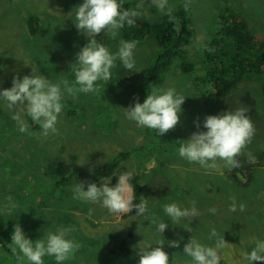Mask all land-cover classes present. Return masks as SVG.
<instances>
[{
	"label": "rangeland",
	"instance_id": "obj_1",
	"mask_svg": "<svg viewBox=\"0 0 264 264\" xmlns=\"http://www.w3.org/2000/svg\"><path fill=\"white\" fill-rule=\"evenodd\" d=\"M132 1L137 6L143 5L136 6L141 12L139 19L155 24L165 15L150 0ZM83 2L0 0V91L10 89L16 77L22 80L31 76L33 66L37 75L42 74L53 83L70 82L74 73L71 64L88 43V37L74 24L76 7ZM186 4L193 25L192 42L184 49L182 60H173L163 75V84L156 88L157 91L175 88L186 97L180 123L165 135L142 128L125 116L126 108L134 107L137 99L143 103L153 90L144 85V93L140 91L148 69L161 53L153 36L134 49V70L126 69L117 60L111 70L109 93L101 92L99 99L90 101L81 98L79 92L75 96L63 93L61 103L77 102L86 107L87 113L85 121L73 123L65 117L62 108L56 125L58 134L42 135L43 130L31 124L26 113L22 118L27 131L20 132L12 118L15 111L0 99V235L10 247L17 223L33 241L35 234L37 239H43L47 232L73 227L75 230L66 233V238L79 242L81 247L64 264H139L140 248L155 247L158 242L164 243L170 264L171 261L172 264H193L191 257L183 253L184 246L194 237L203 245L215 247L217 237L209 239L215 229L228 243L218 249L222 257L220 264H248L244 256L256 247L257 241H264V75L242 82L229 97L218 99L207 93L209 84L202 79L206 71L203 49L217 36L220 17L228 8L249 25L257 39H264V0H169L172 13ZM31 17H36L35 23L45 27V32H32ZM96 39L112 53L118 51L120 41L124 40L120 34L111 39L103 32ZM182 62L194 65L193 74L181 71ZM115 76L117 81L113 82ZM61 88L63 91L62 84ZM105 107L110 111L112 124H108L110 119H104ZM237 107L249 110L246 115L256 128L252 142L237 157L240 167L229 170L223 160L217 159L215 168H204L179 156L181 140H188L196 131H207L203 122L208 115L235 111ZM99 114L103 116V123L97 122ZM197 119L199 129L195 124ZM108 127L113 128L109 133L105 130ZM121 153L130 154L123 165L140 176L143 198L147 199L149 208L146 216L113 214L102 202L74 199L75 184L81 183L77 176L73 177L70 187L56 186L74 170L93 176L96 169ZM103 182L102 179L99 186ZM8 197L17 205L11 211L4 210ZM233 197L237 204L235 212L229 210ZM171 203L181 209L195 206L198 215L172 224L163 210L165 204ZM240 203L246 205L244 211L239 210ZM210 208L217 210L215 214ZM152 214L168 224L163 234L146 219ZM30 227L33 229L29 233ZM125 240L131 252L120 255L118 245ZM173 240L180 241L179 248L168 246ZM17 255H22L19 249L8 254L0 246V264H20ZM43 259L44 264H57L52 256ZM24 264H28L26 259Z\"/></svg>",
	"mask_w": 264,
	"mask_h": 264
},
{
	"label": "clouds",
	"instance_id": "obj_2",
	"mask_svg": "<svg viewBox=\"0 0 264 264\" xmlns=\"http://www.w3.org/2000/svg\"><path fill=\"white\" fill-rule=\"evenodd\" d=\"M150 2L158 12L172 17L173 9L169 7V0ZM141 7L142 4L137 6ZM140 15L141 12L137 9H124L121 0H84L77 6L74 24L88 37V43L76 54L75 62L71 64L75 83L70 84L68 80L53 83L46 76L37 75V69L33 66L31 76H25L22 80L16 77L10 89L0 91V99L6 101L7 107L15 111L12 118L17 122L19 131L22 133L27 131V125L22 118L26 113L43 130L42 135L47 136L50 132L58 134L56 125L63 108L61 100L64 92L75 96L78 92L98 91V81L108 82L112 79L111 70L116 67L117 60L126 69L134 70L136 41L121 40L118 51L112 53L104 43L96 39V36L103 32L107 37L116 39L119 30L125 24L129 27L134 26L135 18ZM176 28L179 30V24ZM185 99L186 97L177 93L175 88L161 89L148 94L143 103L137 99L134 107L130 105L124 108L125 116L138 126L154 130L163 136L180 123ZM248 111L246 108L237 107L235 111L228 110L219 115H208L203 122V127L207 131H196L188 140H181L183 142L179 146V156L189 162L199 163L204 168H215L217 159L223 160L229 170L240 167L237 157L252 142L256 132L253 120L246 115ZM195 124L199 129V119ZM250 162H254V158H250ZM132 175L131 172L118 175L115 187H109L111 179L108 177L102 178L103 186L87 183V190L85 182L75 184L73 198L84 202H102V206L113 214H127L135 209L138 216H146L149 213L147 199L142 196L140 203L133 202L134 189L130 184ZM8 201L9 203L4 205V210L11 211L17 207L11 197H8ZM232 201L229 210L235 212L237 204L234 197ZM245 208L246 205L239 204L240 211H244ZM163 210L171 218L172 224L198 215L195 206L191 209H181L176 203L165 204ZM91 211L90 209V214ZM209 211L215 214L217 210L210 208ZM146 219L157 225V232L160 234L168 228V224L155 214L147 216ZM74 230L73 227L60 228L55 233L47 232L43 239L33 241L17 223L12 234L11 250L16 253L19 249V253L22 254L17 255L20 264H24L25 259L28 264H44L45 256H52L57 264H64L65 261L74 258L81 247L79 242L66 238V233ZM213 237H217L215 247L203 245L192 237L184 246L183 253L191 257L193 264H220L222 257L218 249L226 247L228 243L215 229H212L209 239ZM163 245V242H158L155 247L146 249L139 247V264H170L169 254L164 251ZM168 246L179 248L180 241H169ZM244 259L248 264L264 262V241H257L256 247L246 254Z\"/></svg>",
	"mask_w": 264,
	"mask_h": 264
},
{
	"label": "trees",
	"instance_id": "obj_3",
	"mask_svg": "<svg viewBox=\"0 0 264 264\" xmlns=\"http://www.w3.org/2000/svg\"><path fill=\"white\" fill-rule=\"evenodd\" d=\"M124 9H136V4L132 0H121ZM227 12V13H226ZM223 15H221L217 36L210 40L203 49L204 56V69H206L204 76L202 77L204 83L209 84L206 87L208 94H213L218 99H224L229 97L230 94L235 92L239 85L244 81H252L260 74L264 75V39H257L252 33L249 25L233 13L229 12V8ZM31 17L29 24L32 26V32H45V27L35 23ZM179 24V30L176 25ZM35 26V27H34ZM192 20L191 15L186 10L185 5H181L178 12L172 13V17L164 15L159 23H150L146 20L135 18L134 26L129 27L127 24L119 30V34L126 41H136V46L141 45L147 38L153 36L161 48V53L157 57L156 61L148 69L146 81L140 90L144 93V85L152 90L157 91V87L163 84V75L169 70L173 60L180 59L184 53V49L192 42ZM213 49V51H208ZM184 74H193L195 67L193 64L182 62L179 66ZM124 75V73H121ZM70 84L75 83V74L72 73ZM208 79V80H207ZM117 81V77H113V82ZM199 83V82H198ZM110 83L104 81H98V91L90 93H80L81 98L87 100L99 99V93L108 92ZM78 87V86H77ZM203 87V86H202ZM205 88V87H204ZM147 89V88H146ZM148 91V90H147ZM151 92V93H152ZM262 92L264 94V84L262 86ZM149 93V94H151ZM93 94V95H91ZM145 96V95H144ZM91 97V98H90ZM65 117L73 122L79 123L86 119V107L81 106L79 103L67 100L62 103ZM103 108L104 119L108 118L110 121L108 124H112V117L110 111ZM100 115V114H99ZM98 115V116H99ZM102 115L97 122L102 121ZM29 121L34 124L36 128H40L36 125L29 116ZM100 129H104L99 127ZM110 127L105 130H109ZM130 154H119L118 158L111 160L100 168L96 169L93 176L87 177L79 170H74L72 174L67 175L60 179L56 186L70 187L73 181V177L77 176L80 182H85V189L87 190V183H96L98 186L102 178H110V187H115L118 183V175L129 172L126 166L123 165L125 161H128ZM252 166V163L249 164ZM251 169V168H250ZM130 184L134 189V203H140L143 196V188L140 184V176L132 173ZM234 177V176H233ZM137 215L136 210L124 214L123 216ZM30 227L27 231L30 233ZM134 233L132 230L130 236ZM32 235V234H31ZM35 239L37 236L35 234ZM0 246L8 254H12L9 243L5 241V237L0 235ZM120 255H128L131 252V246L127 244V241H123L120 245ZM117 253V250L113 251Z\"/></svg>",
	"mask_w": 264,
	"mask_h": 264
},
{
	"label": "crops",
	"instance_id": "obj_4",
	"mask_svg": "<svg viewBox=\"0 0 264 264\" xmlns=\"http://www.w3.org/2000/svg\"><path fill=\"white\" fill-rule=\"evenodd\" d=\"M112 130H113V128H110V129L108 130V133L111 132ZM23 232H24V230H23ZM27 233H28V232H27ZM27 235H28V234H27ZM27 235H26V236H27Z\"/></svg>",
	"mask_w": 264,
	"mask_h": 264
},
{
	"label": "bare ground",
	"instance_id": "obj_5",
	"mask_svg": "<svg viewBox=\"0 0 264 264\" xmlns=\"http://www.w3.org/2000/svg\"><path fill=\"white\" fill-rule=\"evenodd\" d=\"M109 162V161H108Z\"/></svg>",
	"mask_w": 264,
	"mask_h": 264
}]
</instances>
